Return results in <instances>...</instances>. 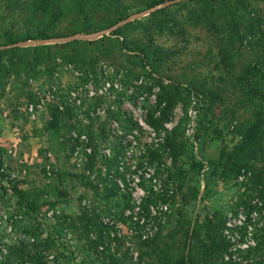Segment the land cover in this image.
<instances>
[{
	"label": "rangeland",
	"instance_id": "374dc122",
	"mask_svg": "<svg viewBox=\"0 0 264 264\" xmlns=\"http://www.w3.org/2000/svg\"><path fill=\"white\" fill-rule=\"evenodd\" d=\"M186 1L185 6H180L169 17L174 15L185 22L187 33L178 36L164 30L154 38L159 44L175 51L174 55L162 61V74L180 81L185 78L184 84L197 81L199 85L222 92V98L212 107L213 129L207 134L198 115L204 105L194 101L189 106L179 101L170 120L154 131L148 125V113L156 107L159 89L154 85L148 68L138 65L133 57L118 49H114L109 57L94 59L95 65L89 68L76 67L58 58L54 75L49 77L34 71L30 76L12 77L6 90L0 93V210L8 216L19 212L23 214V219L16 222V235L35 237L39 251L45 255V264H111L110 256L120 258L128 249L129 254L134 255L132 263H136L141 253L139 250H145L138 248L142 241L138 228L142 217L155 232L168 224L162 230L159 244L175 250L180 244L181 234H177L176 239L168 236L173 230H180L178 211L187 221L196 218L204 220L215 211L220 212L226 220L229 213L243 211L244 219L242 223L237 222L235 229L236 244L253 243V238L261 233L264 205L258 204L262 199L248 184L251 172L236 180L225 181L214 164L222 148L231 147L237 141L234 126L249 121L252 107L241 102L242 97L233 80L234 71L221 62L214 37L202 26L186 23V18L193 11L200 10V0ZM149 15L135 20L148 24ZM68 26L69 21H63L57 30L65 32ZM240 50L245 53L248 46L241 45ZM246 62L247 58L237 57L236 74ZM106 80L115 83L108 87L104 84ZM53 87L67 106L63 121L77 125L75 131L88 134L93 146H97L91 164L85 161L82 167H77L71 159L67 143L70 140L68 133L72 129L69 130L68 125L60 133L46 128L51 109L54 108L46 96ZM95 88L99 91L95 92ZM100 90L110 92V95L100 96ZM77 91L82 97L88 96L85 108L92 116L97 108L101 109V114L91 118L88 125L79 116L83 107L76 108L75 112L69 110L72 92ZM42 99L44 104L33 117L27 104L41 103ZM191 107L196 114L191 113ZM179 123L184 128L183 138L187 148L181 166L186 172L190 171L187 175L176 174L169 149L160 160L152 159L150 155L154 148L161 153L164 151L165 140H159L164 136L166 138L167 133ZM120 145L140 156L134 159L126 177L120 174L121 186L112 177L114 162H110L102 151L109 147L112 153L118 154L124 150ZM195 157L205 162L192 169ZM12 184L37 193L40 207L29 215L23 213L17 196L11 190ZM192 187L198 191L197 197L191 194ZM83 204L95 217L98 215V222L105 227L103 233L107 235V244L103 245L105 249L102 253L90 247L88 238L82 234L83 226L78 217L83 213ZM164 205L168 206L167 211ZM252 205H256L253 212L250 208ZM49 209L58 213L55 223L47 219V227H44L36 217L46 218ZM171 214H175L173 219ZM107 218L110 221L107 222ZM66 229L71 234L70 238L64 236ZM8 231L0 218V240L2 236L8 237ZM16 245L12 240L8 241L4 251L0 252V261L20 264L21 260L14 261V254L10 251V247ZM154 260L156 255H145L140 264H152ZM29 263L26 261V264ZM125 264H130L129 258Z\"/></svg>",
	"mask_w": 264,
	"mask_h": 264
},
{
	"label": "trees",
	"instance_id": "16d2710c",
	"mask_svg": "<svg viewBox=\"0 0 264 264\" xmlns=\"http://www.w3.org/2000/svg\"><path fill=\"white\" fill-rule=\"evenodd\" d=\"M164 1L167 0H131L130 2L126 0H0V45L109 29L131 14ZM256 1L200 0V10L193 11L191 16L186 18V23L191 26H202L214 37L221 62L226 63L234 71L233 80L242 97L241 102L252 107L249 121L234 126L237 141L231 147L222 148L219 159L214 161V164L225 181L236 180L251 172L248 184L250 189L256 191L262 199L260 203L263 206L264 0ZM187 3V1L181 2L152 12L148 24H143L141 20H133L96 40L74 39L64 43L2 49L0 50V93L6 90L12 77L30 76L34 71L49 77L54 75L58 58L76 67L89 68L95 65L94 59L109 57L114 53V49H118L121 53L133 57L138 65L148 68L154 85L159 89L156 107L148 113V124L154 130H159L170 120L179 101H183L187 106L194 101L196 104L204 105L198 115L204 123L205 133L209 132L213 129L212 107L222 98V92L206 85H199L197 81H187V84H184L185 78L180 81L162 74V61L174 55L175 51L159 44L154 38L155 35L164 33V30L178 36L187 33L185 22H181L174 15L169 17V14ZM159 17L161 18L158 19ZM66 20L69 21L66 31H58L59 24ZM244 44L248 46V51L245 53L240 50L241 45ZM237 57L247 58V62L236 74ZM64 118L60 111L56 108L52 109L51 120L48 121L46 128L57 133L67 125L69 130L77 128L75 124L64 122ZM183 137L184 128L182 123H179L167 133L164 151L161 153L154 148L150 152L152 159L160 160L169 149L177 175L190 173L181 166L183 156L187 155ZM96 148L97 146H94V149ZM196 159L195 157L192 169L205 162L202 158ZM190 189L193 197H197L196 188ZM11 190L18 198L20 210L26 215L40 207L37 193H32L17 184H12ZM255 207L250 206L252 211ZM82 211L83 213L78 217L83 226L82 234L88 238L90 247L102 253L104 250L99 251V246L107 244V235L103 233L105 227L102 222H98V215L95 217L86 206H83ZM177 214L180 230H173L168 236L176 239V235L181 234L180 244L175 250H169L159 244L162 230L168 225L165 224L153 237L139 242L138 248L145 250H139L141 253L136 263H132L134 255L129 254V249L120 258L110 256V263L125 264L126 259L129 258L130 264H140L143 256L154 254L156 260L152 264H244V261L245 264H264V227L255 237V245H250L243 251L242 259L236 261L230 250L232 244L223 233L225 219L220 212L215 211L204 220L196 218L189 221L182 219L180 211ZM173 217L175 214H171L172 219ZM168 222L171 223L170 220ZM93 232L96 234L95 238L91 236ZM3 238L4 236L1 237ZM39 247L36 242L22 243L11 246L10 251L14 254V261L21 260L20 264H26V261H29V264H45V255L41 250L39 251ZM0 264L4 263L0 261Z\"/></svg>",
	"mask_w": 264,
	"mask_h": 264
},
{
	"label": "built area",
	"instance_id": "2783aa9c",
	"mask_svg": "<svg viewBox=\"0 0 264 264\" xmlns=\"http://www.w3.org/2000/svg\"><path fill=\"white\" fill-rule=\"evenodd\" d=\"M111 83L112 82L110 80H106L104 82V84H106L108 87H112V86H110ZM114 83H112V84L114 85ZM115 86L118 87L117 84ZM95 89H96L95 92L99 91V90H97V88H95ZM92 90H93V88H92ZM92 93H93V91H92ZM100 93H101L100 96L101 95H104V96L110 95V92H107V91L104 92V90H100ZM60 96H61V94L59 95L57 93L56 88L53 87L51 90H49L46 97L49 100V102L53 104L52 106L63 114L65 112V110L67 109V106H66V104H64L62 102ZM86 97H88V96L82 97L80 94V91L72 92V99L73 100H71L72 104L69 105V107H70L69 110H70V112H75L76 108L83 107V110H81V115H79V116L81 117V121L88 125V121L91 118L93 119L94 117H98V115L101 114V109L97 108L96 114L93 113L94 116H92V114L90 112H88L87 108H85ZM43 104H44L43 99H42L41 103H29V104H27V109L34 117L36 110L39 108H42ZM191 109L193 110V111L191 110L192 111L191 113L196 114V110H194L193 107H191ZM90 114L92 117L90 116ZM158 114L159 113L157 112L156 115H158ZM49 120H51V114L49 116ZM75 130L76 129L73 128L68 133L70 140L67 143V150H68V153H69L71 159L75 162L77 167H82V164H84L85 161H87L88 164L89 163L91 164L93 162L95 150H94L93 143L91 142L90 136L88 134H86L85 132L81 133L79 131L76 132ZM154 131H156V130H154ZM162 140L163 141L165 140V136L159 141H162ZM64 144L66 145V143H64ZM120 146L123 149L124 146L123 145H120ZM102 151H103V154L106 156V158L110 160V162L111 161L114 162L115 169H112V170H114L112 177L121 186L122 181L119 177L120 174H121V176H123V178L126 177L127 174H129L128 169L130 167H132V165L135 161L134 159L140 158L139 154L135 155L134 152L131 149L129 150V148H126V146L124 147V150H122L121 152L119 151L118 154H115L114 152H113L114 153L113 154L112 150L109 147H105ZM86 156L88 157V159L86 158ZM136 168H137V165H136ZM116 172H118L119 175L116 174ZM258 204H260V206H261L260 202H258ZM83 206H87V205L83 204L82 207ZM164 208L166 209V211L168 210V206L164 205ZM139 209L140 208L137 207L138 211H139ZM151 210H153V208H151ZM166 211H164V212H166ZM56 213H58V212H56L54 209H49L45 215L46 218H42V217L40 218V216H37L36 218L37 219L39 218L40 221H38V222L42 223L41 225H43L44 227H47L46 220L50 219L55 223ZM0 218H1V220H3L5 222L8 230H9L7 232L8 237L4 236L5 238L0 240V252L1 253L6 248L7 242L10 240H12V242L14 244H17V245L22 244V243H34L36 241L35 237H33L31 235H27V236L25 234L22 236L16 235V231H17L16 222L19 221L20 219H23V214L21 212H19L18 214H15L13 216H8L7 214H5V212L3 210H0ZM242 219H244L243 211H239L235 214L229 213L227 216V219L225 220V225H224V229H223L224 235L226 236V238L229 239V241L232 244L230 250L232 252L233 259L236 261H240L242 259L243 251L247 250L250 247V245L251 246L255 245V239L254 238H253V243H242V244L238 243V244H236L234 242L235 236H237V232L235 231L237 222L242 223ZM106 221L107 222L110 221L109 218H107ZM140 225L141 226H138V228L141 230L140 237L142 240H147L156 234V232L152 231V228L150 226H148V222H146L145 217H142ZM146 225L148 227L145 229ZM46 229H47V231H49V228H46ZM95 235H96L95 233H92L93 238H95ZM64 236L65 237L68 236V238L71 237L69 230H67V229L65 230ZM99 249L104 250L105 248L103 245H101V246H99ZM0 257H2V256H0ZM52 258L53 257H49V259H52Z\"/></svg>",
	"mask_w": 264,
	"mask_h": 264
},
{
	"label": "water",
	"instance_id": "95a60500",
	"mask_svg": "<svg viewBox=\"0 0 264 264\" xmlns=\"http://www.w3.org/2000/svg\"><path fill=\"white\" fill-rule=\"evenodd\" d=\"M183 1H186V0H167V1H164V2L157 4L151 8H148V9H145L143 11L131 14L130 16L119 21L118 23H116L114 26H112L109 29L99 30V31L91 32V33H85V34H75V35H71V36H67V37H56V38H52V39H40V40H28L25 42H18V43L9 44V45H0V50L9 49V48L18 47V46H20V47L37 46V45H44V44H49V43H53V42H62V41L67 42V41L74 40V39H92V37L100 38L104 34H109V32L111 30L117 29V28L123 26L124 24L131 22V21H133V20H135L141 16H145V15L150 14L152 12H156L158 10L168 8L170 6L181 3Z\"/></svg>",
	"mask_w": 264,
	"mask_h": 264
}]
</instances>
